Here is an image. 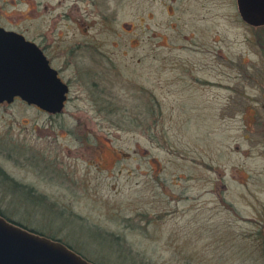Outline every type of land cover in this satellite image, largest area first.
I'll use <instances>...</instances> for the list:
<instances>
[{"label":"rangeland","instance_id":"1","mask_svg":"<svg viewBox=\"0 0 264 264\" xmlns=\"http://www.w3.org/2000/svg\"><path fill=\"white\" fill-rule=\"evenodd\" d=\"M3 1L0 12L26 7ZM212 7L202 22L182 21L190 11L170 22L159 4L76 0V70L99 68L82 52L110 53L109 97H89L95 86L76 76V118L55 126L76 140L39 133L33 111L16 109L29 123L13 128L0 112V149L13 155L0 158L12 176L0 177V210L97 264H264V27ZM86 134L94 146L110 139L111 171L88 165Z\"/></svg>","mask_w":264,"mask_h":264},{"label":"flooded vegetation","instance_id":"2","mask_svg":"<svg viewBox=\"0 0 264 264\" xmlns=\"http://www.w3.org/2000/svg\"><path fill=\"white\" fill-rule=\"evenodd\" d=\"M8 1V0H7ZM7 1H3V6L5 7ZM55 0H24L13 2L11 6L16 7L17 4L21 5L22 2H25L24 11H17L16 13H8V12H0V32H3L4 37L1 38V41L5 45L11 44L12 38H23L26 42L31 45L34 43L46 56L50 65L57 70L58 76L68 85V91L66 93V99L64 101V106L60 111H51L46 108L40 107L37 104L29 103L27 100L17 95L12 100H3L0 102V112L8 114L9 118V126L13 128V125H21L22 120L24 123H29L28 118H19L17 116V110H30L37 113L39 116H42L41 120H43V127L35 124L34 127L38 130L39 133L50 136H57V132H60L62 137H70V139L76 140V136L72 135L74 132L70 130L64 131L63 129L55 130V126L58 124H62L64 122V116L76 118V111L67 110V104L72 98L71 92L74 84L76 83V76L81 80L82 83L86 82L87 84H93L95 86V90L89 91V97L101 99L102 97H109L110 90L107 87L106 83L103 81L108 72L111 71V55L107 52L97 51L96 48L92 49L91 53L82 52L81 56L90 57L99 68L96 71H93L91 68L83 67L82 65H78L76 70V0H71L69 4H67V9L64 8L66 0H56L58 4H54ZM79 2L93 3L95 4L96 0H78ZM159 4L163 8V11L166 12V16H168V21H173V19L182 20L184 14H181V11H190L189 15H185L188 18L186 20H182L185 22H202L208 17L207 8L213 10V7L216 8L218 6L221 7V10L218 13L223 16L222 18L232 19V21H243L249 24L242 16L240 0H139L140 7H146V4ZM1 11V7H0ZM86 13L84 16L86 19L90 21H95L96 19L111 21V12L107 9L105 10H88L85 9ZM148 15L151 18L156 17L154 11H148ZM217 15V14H216ZM145 20V15H141L139 18L140 24L138 25V34L142 36L145 33V26L143 24ZM63 21L66 22L67 26L65 27L64 34L60 30H56L58 25ZM253 29L261 26H254ZM129 29L127 33L134 32L131 26H127ZM36 28V29H33ZM67 32H71L68 34ZM39 35V37H38ZM152 38H155L158 33L152 31ZM157 50L155 51V55L153 57H158ZM62 57L64 59H62ZM83 57V58H84ZM87 57V58H88ZM145 57L144 53L141 56V60ZM89 58V59H90ZM138 60V63H141V60ZM105 62L104 66H102V62ZM73 68L74 71L71 75L68 76L67 71ZM103 76V77H102ZM88 77V78H87ZM93 77V78H91ZM97 77L101 79L99 82ZM84 78V81L83 79ZM86 79V81H85ZM103 81V82H102ZM89 86V85H88ZM105 97V98H106ZM104 98V99H105ZM106 101V100H105ZM108 101V99H107ZM106 101V105L104 107L97 108V114L100 112L108 110L109 101ZM9 110H11L9 112ZM4 111V112H3ZM5 116L4 114L2 115ZM79 123H81V119L79 117ZM87 125V123H86ZM88 129V133L91 134L93 131L91 126H86ZM95 131V130H94ZM93 133V132H92ZM90 134L87 135V139H81L78 141L80 144L79 149L83 151V155L85 160H87L88 165H97L100 170L111 171L112 165L116 160L115 154L112 149L109 148L110 139L108 137L105 138V143L99 142L94 143L89 141ZM53 139L52 141H54ZM62 149H64V144L62 143ZM0 158L2 159H13V155L8 152L5 154L0 149ZM89 156H87V155ZM91 155V156H90ZM90 160V161H88ZM93 160V161H91ZM97 167V168H98ZM0 177H12L8 169L4 166V164L0 161ZM84 256V255H83Z\"/></svg>","mask_w":264,"mask_h":264},{"label":"water","instance_id":"3","mask_svg":"<svg viewBox=\"0 0 264 264\" xmlns=\"http://www.w3.org/2000/svg\"><path fill=\"white\" fill-rule=\"evenodd\" d=\"M243 18L264 25V0H240ZM0 32V102L19 95L51 111L64 106L68 85L42 51L23 38L5 45ZM0 264H97L58 238L39 233L0 213Z\"/></svg>","mask_w":264,"mask_h":264},{"label":"trees","instance_id":"4","mask_svg":"<svg viewBox=\"0 0 264 264\" xmlns=\"http://www.w3.org/2000/svg\"><path fill=\"white\" fill-rule=\"evenodd\" d=\"M257 28H259V27H257ZM0 213L1 214H3L4 216H6L7 217V215L5 214V213H3V211L2 210H0ZM9 218V217H8ZM18 223H20V222H18ZM23 225V224H22ZM25 226V225H24ZM27 227V226H26ZM29 228V227H28ZM30 229H32V228H30ZM34 231H37V232H39V233H42V232H40V231H38V230H35V229H33ZM43 234V233H42ZM46 235V234H45ZM50 237H52V238H55L54 236H50Z\"/></svg>","mask_w":264,"mask_h":264}]
</instances>
